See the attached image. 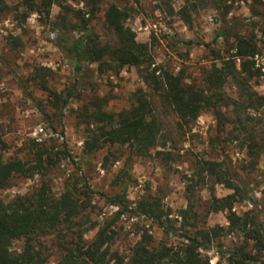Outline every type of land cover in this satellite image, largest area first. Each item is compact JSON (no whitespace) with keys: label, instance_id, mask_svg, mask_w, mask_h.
Returning a JSON list of instances; mask_svg holds the SVG:
<instances>
[{"label":"rangeland","instance_id":"374dc122","mask_svg":"<svg viewBox=\"0 0 264 264\" xmlns=\"http://www.w3.org/2000/svg\"><path fill=\"white\" fill-rule=\"evenodd\" d=\"M19 1L5 0L7 7L0 10V138L5 143L1 149L4 159L22 156L29 138H39L47 145L51 139L58 146L64 142L70 156L61 159L53 171L52 191L58 195L66 180L81 175V172L91 188L88 209L91 221L99 225L114 219L111 228L115 234L108 244L109 252L125 257L144 230L151 234L153 245L160 241L170 244L180 240L177 235H166L154 218L132 209L143 197L159 201L164 213L172 220L176 234L193 229L179 216L189 201L198 217L188 222H195L200 228L227 225L226 212L209 211L210 188H214L216 197L225 196L232 190L198 175L196 167L203 159L220 161L233 173L234 182L245 198L235 202L233 210L242 216L246 213L255 216L256 228L264 237V153L257 159L250 156L247 134L235 121L234 112L225 110L228 121L223 128L208 110L202 111L190 123L180 124L173 109L165 105L157 91L143 80L145 66H124L119 72L114 69L100 72L96 64H90V74L77 75L70 60L55 45L56 34L60 31L40 20L36 13L19 23L15 11ZM84 3L85 0H68L74 9L85 10ZM110 3L127 9L126 24L133 29L138 41L150 43L155 65L174 74L182 72L187 83L201 85L204 70L214 64L221 65L222 60L231 57L232 34H254L258 44L254 59L259 74L250 83L258 94L264 95V0L261 5L252 0H227L218 8L199 6L190 11V23H186L179 12L183 0H102L101 8ZM58 12V6L54 5L50 13L52 20ZM102 14L103 10L99 11L91 22L101 38L108 40L113 37L103 25ZM69 19L71 24L75 23L73 17ZM222 28L225 34L215 39ZM11 36H20L22 45L12 48ZM180 39L200 44L187 46L180 43ZM38 66L51 69L44 76L47 90L41 89L39 78L38 81L30 79V73ZM76 76L79 79L75 89L78 95L61 108V99L56 100L51 92L62 93L72 87ZM138 89L151 101L162 124L160 145L146 157L132 156L120 145L84 153V136L93 123L89 124V119L81 115L83 106L91 99L104 98L106 111L127 110L132 93ZM224 89L228 95L236 96L237 89L232 80L225 83ZM259 113L261 117L264 115V106ZM259 113L251 110L249 115L258 116ZM39 127L43 131L35 135ZM254 127L256 139L263 142L264 125L255 124ZM38 181V175L31 178L16 176L0 190V199L7 201L17 194L28 193ZM187 185H191V192L187 191ZM122 190L126 191L129 201L127 209L110 204L106 197ZM120 210L122 213L118 214ZM96 231L97 226L90 228L84 233V239L89 242ZM44 241L48 246V264H55L59 251L50 244L48 237ZM243 242L242 232L236 230L220 237L211 248H202L201 253L212 264H226V255H222L216 244L232 249ZM253 244V240H248L249 249L257 251L259 264H264V249L258 251ZM21 246L22 240H15L10 248L19 251ZM107 264L115 263L110 259Z\"/></svg>","mask_w":264,"mask_h":264},{"label":"trees","instance_id":"16d2710c","mask_svg":"<svg viewBox=\"0 0 264 264\" xmlns=\"http://www.w3.org/2000/svg\"><path fill=\"white\" fill-rule=\"evenodd\" d=\"M226 1L183 0L184 5L179 12L183 20L190 23V11L207 5L218 8L221 2ZM252 1L257 5L262 4V0ZM101 3L102 0H85L86 9L83 10L74 9L68 0H20L15 11L19 23L25 22L31 13H36L40 20L60 31L56 34L55 45L70 60L77 75L90 74V64H96L100 72L111 69L119 72L124 66H145L143 80L157 91L165 105L173 109L180 124L190 123L202 111L208 110L223 128L228 121L225 110L230 109L237 119L235 121L242 125V130L247 134L250 156L257 159L264 153V141L256 139L254 127L255 124L264 125V115L261 117L259 113L264 106V95L258 94L250 83L259 74V69L255 67L258 44L254 34H232L231 57L222 60L221 65L214 64L204 70L201 85L187 83L182 72L174 74L155 65L150 43L138 41L133 29L126 24V8L110 3L102 9ZM54 5L58 6L59 12L52 20L50 13ZM6 7L5 0H0V10ZM101 10L103 25L113 37L108 40L101 38L91 22ZM253 12L257 14L258 10ZM70 16L75 23H70ZM225 32V29H220L215 39ZM179 42L187 46L200 44L185 39ZM9 43L12 48L19 47L22 45L21 37L11 36ZM47 72H51V69L38 66L30 73L33 81L40 79L43 90L48 89L44 80ZM78 80L76 76L75 84L62 93L51 92L56 100L61 99V108L78 95L75 90ZM228 80H232L237 89L235 97L228 95L224 89ZM28 95L33 97L31 93ZM130 103L127 110L118 112L106 111L104 98L91 99L83 106L81 115L89 119V124L93 123L84 136V153L109 150L114 145H120L125 146L132 156L146 157L160 145L162 124L151 101L138 89L132 93ZM251 110L259 115L250 116ZM62 133H59L60 137ZM4 147L5 143L0 138V190L6 188L16 176L31 178L38 175L39 181L28 193L17 194L7 201L0 199V264H48V246L44 241L47 237L59 251L55 264H107L110 259L115 264H211L201 249L211 248L220 237L236 230L244 236L242 244L232 249L216 244L222 255H226V264H259V255L257 251L249 249L248 240H253V247L261 251L264 249V237L256 228L255 216L248 213L242 216L233 210V204L245 198L234 182L233 173L220 161L203 159L196 167L198 175L211 178L214 184H223L232 190L225 196L216 197L214 188H210L209 211L226 212L227 225L200 228L195 222H188L198 217L193 203L189 201L188 206L180 210L179 216L186 226L193 229L176 234L172 220L164 213L159 201L143 197L132 209L154 218L166 235H177L180 240L170 244L160 241L153 245L151 234L144 230L125 257L117 252H109L108 244L115 234L111 228L114 219L99 225L91 221L88 210L91 206V188L81 172V175L67 179L58 195L52 191L53 171L61 159L70 156L64 142L58 146L51 139L47 145L44 141L29 138L23 147V155L8 159L3 158L1 149ZM105 160H108L107 156ZM187 191H192L191 185H187ZM106 197L110 204L128 208L125 190ZM96 226L94 237L87 242L84 233ZM15 240H22L19 251L10 248Z\"/></svg>","mask_w":264,"mask_h":264},{"label":"built area","instance_id":"2783aa9c","mask_svg":"<svg viewBox=\"0 0 264 264\" xmlns=\"http://www.w3.org/2000/svg\"><path fill=\"white\" fill-rule=\"evenodd\" d=\"M42 131H43V128H42V127H39V128H38V131L35 132V135H37V134H41ZM34 138H35V140L40 141L39 138H36V137H34ZM210 262H211V261H210ZM211 264H212V263H211Z\"/></svg>","mask_w":264,"mask_h":264}]
</instances>
